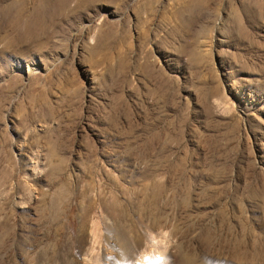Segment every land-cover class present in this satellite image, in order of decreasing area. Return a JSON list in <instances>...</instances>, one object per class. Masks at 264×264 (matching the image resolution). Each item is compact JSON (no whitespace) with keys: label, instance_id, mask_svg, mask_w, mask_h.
Returning <instances> with one entry per match:
<instances>
[{"label":"rangeland","instance_id":"rangeland-1","mask_svg":"<svg viewBox=\"0 0 264 264\" xmlns=\"http://www.w3.org/2000/svg\"><path fill=\"white\" fill-rule=\"evenodd\" d=\"M0 264H264V0H0Z\"/></svg>","mask_w":264,"mask_h":264},{"label":"bare ground","instance_id":"bare-ground-1","mask_svg":"<svg viewBox=\"0 0 264 264\" xmlns=\"http://www.w3.org/2000/svg\"><path fill=\"white\" fill-rule=\"evenodd\" d=\"M122 234V233H121ZM127 234V233H126ZM125 236H127V235H125ZM119 237V236H118ZM125 239V238H124ZM127 239V238H126ZM126 241V240H125ZM128 243H129V241H128ZM125 245V244H124ZM127 246H128V244H127ZM129 248V247H128ZM124 249V248H123ZM122 249V250H123ZM123 252V251H122ZM129 253V252H128ZM126 255H128V254H126ZM124 257V256H123ZM126 258V257H125Z\"/></svg>","mask_w":264,"mask_h":264}]
</instances>
